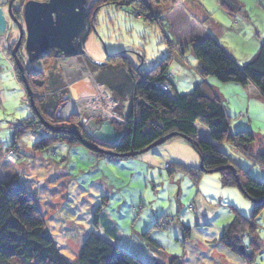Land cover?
Returning a JSON list of instances; mask_svg holds the SVG:
<instances>
[{"label": "rangeland", "instance_id": "374dc122", "mask_svg": "<svg viewBox=\"0 0 264 264\" xmlns=\"http://www.w3.org/2000/svg\"><path fill=\"white\" fill-rule=\"evenodd\" d=\"M25 1L21 0V7ZM148 1L151 9L160 14L159 19L154 12L149 13L153 18L151 20L147 16L146 19L138 16L137 9L131 4L107 3L94 8L93 0H87L91 28L84 46L95 57H100L101 64L91 62L85 55L82 56L85 63L77 61V58H63L59 63H52L55 57L50 53L43 57L44 62L40 58L32 62L25 58L26 65L32 70L50 67L53 74L50 73L49 77L52 80L56 79L57 74H64L56 79L59 87L62 78L69 82L65 73L73 65L79 66L91 84V92L88 91L84 97L87 101L97 93L92 77H102L106 91L116 98L117 110L115 107L113 109L121 118L112 120V124L120 130L125 122L123 116L129 111L130 97L127 90L120 95L116 93L111 83H123L126 69L120 64L119 56L107 58V55L123 52L135 68L145 70L168 57L167 66L175 73L169 95L191 91L196 84L204 81L211 93L219 91L222 95L230 130L251 131L255 138L251 155L262 151L264 88L260 81L251 77L243 85L220 82L213 76L202 77L196 69L198 59L188 41L191 37L211 33L240 66H245L261 42L257 30L264 38V0L262 3L245 0L247 8L243 12L222 8L219 0H174L179 7L169 11L175 8L184 11L183 14L176 13L177 17H165L160 9L163 3ZM168 2L171 0L165 4ZM203 8L209 12L205 13L208 18L202 14L206 12L202 11ZM243 13L246 18L241 15ZM19 21L22 23L21 18ZM17 38L18 29L11 23L8 25L4 50L9 46L8 41L13 44ZM23 44L24 38L17 52L24 50ZM12 49L7 55L9 64L6 57H0V181L17 176L25 189L34 193L57 247L67 260L74 263L86 234L96 231L147 264H165L174 256L180 264H248L247 261L249 264H264V208L255 220V233L242 236V246L246 249L254 247L248 250V257H240L224 247L219 242L221 229L233 220L234 209L249 217L253 201L238 186L222 185L220 171H202L194 181L179 165L174 164L183 163L179 160L181 157H189L178 140L187 142L198 159L197 164L190 166L198 167L200 162V155L192 143L179 135L138 155L115 158L93 154L82 144L69 145L60 141L36 150L33 147L35 142L47 136L40 128L36 133L28 131L22 137L15 138L20 154L14 149V153H11L17 124L32 116L33 112L41 116L37 107H34L35 112L30 106V103L34 105V97L39 92L29 87L30 100L23 80L18 79V68L14 69ZM249 72L262 76L264 80L263 75ZM208 80H213L218 90H214L212 81ZM105 89L101 87L100 92ZM71 91L74 92L73 87L64 86L58 94L61 101L52 114L62 117L63 121L56 126H72L71 122L66 121L74 113L84 128L93 130L98 127L95 120L88 123L94 119L90 117L92 111L84 109L83 105L79 108L85 99L77 104L78 110L71 112L66 99ZM101 102L107 103V98ZM92 109L95 113L106 108H99L96 104ZM41 119L46 124L51 123L47 118ZM44 132L53 134L50 130ZM221 150L250 175L264 181V164L229 142H224ZM169 163L173 164L167 169ZM97 206L102 207L95 225L93 214ZM164 219L168 225H157V220L161 222ZM185 226L190 227L189 234H186ZM251 236H255L257 246L251 243Z\"/></svg>", "mask_w": 264, "mask_h": 264}, {"label": "trees", "instance_id": "16d2710c", "mask_svg": "<svg viewBox=\"0 0 264 264\" xmlns=\"http://www.w3.org/2000/svg\"><path fill=\"white\" fill-rule=\"evenodd\" d=\"M153 1L155 3H165L168 0ZM93 2L95 3L94 8L107 3L116 5L131 4L137 9L136 14L138 16H143L145 19L147 17L150 20L153 19L152 16H149V13L154 12V10L151 9L152 6L148 0H93ZM219 2L229 10L241 9L236 0H219ZM20 4L21 0H14L12 5L13 14L18 20L21 18ZM88 12L89 5L87 6L86 23L90 32L91 25ZM154 15L157 18L160 16L156 12H154ZM14 42L11 44L12 42L8 41L9 46L5 51L7 58ZM188 45L198 59V67L196 69L202 77L213 76L220 82H237L244 85L248 83L249 71L264 76V39H262L256 52L247 60L243 67L212 36L191 37ZM45 56L47 57L49 54L46 53L41 56L42 58L40 57L43 62V57ZM113 56H119L120 64L126 69V78L125 81H122L123 83H111V86L113 90L115 88V92L119 95L126 90L128 91L130 107L128 114L123 116L125 122L120 129L123 132L122 138L114 144L106 145L94 139L88 130L81 125L79 117L74 113L66 121L67 123L71 122L72 126H56L57 123L63 121L61 120L62 117L58 118L57 115L52 114V111L57 108L58 102L61 101L58 94L61 92L62 86L56 85L57 76L55 80H52L51 77L44 74L43 70H32L26 65L27 57L24 51H18L17 57L23 65L24 75L29 87L35 90L34 92H39L38 96L34 97V105L30 103V106L33 111L37 107L41 117L47 118L51 123L43 125L40 117L33 112L32 116L17 124L14 131V141L11 145L12 150L9 149L10 152L14 153V149L17 154L19 153L16 148L15 138L22 137L28 131L36 133V130L40 128L47 136L35 142L33 147L36 150L44 149L58 141L66 142L69 145H84L81 142V139H83L88 143L112 150L114 153H125L142 149L161 136L176 131L191 138L190 142L200 157H202L205 169L228 164L234 166L237 178L233 169H222L220 171L221 183L224 186H238L237 184L239 183L238 187L253 201V206L249 217L243 216L234 209L233 220L221 229L219 242L238 256L248 257V250L254 247L249 246L246 249L242 246V236L246 233L251 235L255 233V220L264 208V181L256 179L237 165L228 154L221 150L222 148H215L212 144L203 140V136L196 131L194 123L198 122L209 128V138L212 141L232 143L256 161L264 164V149L251 155V146L255 141L254 134L245 129H239L234 132L230 130L229 116L226 114L225 106L216 94L209 91L204 81L196 84L191 91L176 93L174 96L169 95L172 79H167L169 83L168 92L158 86L157 82L165 80V73L168 69V57L155 63L152 68L145 70L135 68L123 52L107 55V58ZM16 72L18 79H22L20 71L16 69ZM94 79L102 84L105 82L100 76H94ZM95 121H97V124L99 123V120ZM115 129L119 130L117 127ZM44 130L53 131V134L49 133V135ZM84 146L96 155H107L115 158L124 157L122 155L96 152L86 145ZM9 157L7 156V158ZM172 164H167V169ZM174 164L179 165L194 181H197L198 175L202 172L199 167L177 162H174ZM101 207L97 206L94 210L93 223L95 225L98 223V213L101 211ZM160 223L162 221L157 220V225L163 227L168 225L167 222ZM184 229L187 231L186 234H189L190 227L185 226ZM144 234L147 236V232ZM251 243L256 245L255 236L251 238ZM247 263L249 264V261ZM0 264L147 263L142 262L128 251L119 247L116 242L105 238L96 231H90L86 234L81 242L77 260L71 263L59 251L36 196L26 190L17 179V176H14L10 180L0 181ZM165 264L180 263L178 258L174 256L170 257Z\"/></svg>", "mask_w": 264, "mask_h": 264}, {"label": "water", "instance_id": "95a60500", "mask_svg": "<svg viewBox=\"0 0 264 264\" xmlns=\"http://www.w3.org/2000/svg\"><path fill=\"white\" fill-rule=\"evenodd\" d=\"M13 2L14 0H9L5 7L0 6V38H6L9 24L12 23L17 27L18 38L13 46L11 55L14 57L15 66L21 73L22 80L26 86L30 100H32L31 91L29 90V86L24 76L23 65L16 54L23 38V51L29 62L39 59L43 54L52 53L53 57L56 58H76L85 55L91 62L101 64L99 58L95 57L92 53L87 52L84 48V41L89 33L86 23L87 0H26L21 7L22 23L13 14ZM67 98L70 97L67 96L66 99ZM35 112L37 111L35 110ZM39 117L41 119V116ZM42 122L46 125L44 120H42ZM194 125L196 127V131L203 136V140L212 144V140L209 138V128L199 124L198 122H195ZM87 130L89 134L99 143L106 145L118 142L123 136V132L121 130H116L115 126L112 124V120L110 119H100L98 127L93 130ZM175 135H179L182 138L191 141V138L179 134L176 131H172L164 136H161L142 149L135 151L132 150L125 153H114L112 150L99 147L93 143H88L83 139H81V142L96 152L122 156H135L164 143ZM198 167L201 171L207 173L230 168L233 169L237 178L232 164L221 165L212 169H205L203 167V159L200 157ZM237 185L239 186V183Z\"/></svg>", "mask_w": 264, "mask_h": 264}, {"label": "crops", "instance_id": "0c3cea01", "mask_svg": "<svg viewBox=\"0 0 264 264\" xmlns=\"http://www.w3.org/2000/svg\"><path fill=\"white\" fill-rule=\"evenodd\" d=\"M237 2H238V4H239V6H240V8L241 9H236V10H230V11H237V12H243V11H246V5H247V3H246V1L245 0H236ZM256 1H258V2H260V3H262V1L263 0H256ZM7 2H8V0H0V6H2V7H5L6 6V4H7ZM173 7H179L178 5H177V3L176 2H174V0H171V2H168L167 4H165V3H163V6H162V8H160V9H162V11L164 12L163 14H164V16L166 17H177V14L176 13H181V14H183L184 13V11H183V9L182 8H175L172 12H170L169 10H172L173 9ZM222 8H224V9H227V8H225V7H223L222 6ZM154 9H156V8H154ZM206 10V12H200L199 11V13H202V14H204V15H206L205 13H209L208 11H207V8H203L202 9V11H205ZM155 12V11H154ZM242 16L244 15V13L243 14H241ZM206 17H207V15H206ZM243 17H245V16H243ZM208 18V17H207ZM246 18V17H245ZM257 32H258V39H259V42H260V40L262 41V39L261 38H263L262 37V33H260L258 30H257ZM206 35H210V36H212L214 39H216L217 40V42L220 44V41L214 36V35H212L211 33H209V34H207L206 33ZM264 39V38H263ZM259 44V43H258ZM221 45V44H220ZM222 46V45H221ZM4 47H5V39H2V38H0V57H3L4 59H5V57H6V55H5V50H4ZM222 47H224V46H222ZM84 48H85V46H84ZM224 49L227 51V53L233 58V59H235L234 57H233V55L228 51V49L226 48V47H224ZM85 50L87 51V52H90L88 49H86L85 48ZM7 58V57H6ZM64 59H71L72 57H63ZM63 58H56L55 57V59H53L52 60V63H54V62H57V63H59V62H61V60L63 59ZM78 60L77 61H83L84 63H85V60L82 58V56H79V57H76ZM83 60H82V59ZM100 58V57H99ZM8 59V58H7ZM61 59V60H60ZM75 59V58H74ZM236 60V59H235ZM100 62H101V60H100ZM236 62H237V60H236ZM10 62H9V60H8V64H9ZM51 63V64H52ZM102 63V62H101ZM73 65V64H72ZM52 66V65H51ZM71 66V65H70ZM241 67H243V66H241ZM43 72H44V74L47 76H50V73H51V70H50V67H48V68H46V69H44L43 70ZM56 73V72H55ZM75 74V75H74ZM63 75L64 74H59V76H61V77H63ZM65 75L67 76V78L69 79V82L67 81V82H65V80H63V78H62V80H61V86L62 87H64V86H68V88H70V87H72L73 86V88H74V92H72V93H70L69 95H70V98H67L68 99V103H69V107L68 108H72V110H71V112H74V111H76V110H78V109H76V107H77V104H79L83 99H85L84 97H85V92L89 89V88H91V87H89V85H91L89 82H88V79L85 77V75L81 72V70H80V68H79V66H76V65H73L72 66V68H70V70H68L66 73H65ZM248 75H249V79L251 78V77H253L254 79H256V80H259L260 82H259V84L262 86V88H264V82H263V78H262V76H255L254 74H251V72H248ZM58 75H57V77H59ZM65 77V76H64ZM72 77V79H70ZM209 81H212V83L211 84H213V85H211V86H213V88H214V90H218V88H217V86L214 84V82H213V80H208V82ZM218 81V80H217ZM248 82H249V80H248ZM215 92V94L217 95V97L222 101L223 100V97H222V95L219 93V91H214ZM66 97V96H65ZM81 99V100H80ZM66 106V105H65ZM63 108H66V107H63ZM62 108V109H63ZM80 108V107H79ZM171 139V138H170ZM178 142H179V145H181L182 147H184V149L188 152V154H189V157L188 158H184V159H182L183 157H181V156H179V157H181V158H179V160H181V162H183V163H185V165L186 164H189V166L190 165H195V164H197V163H195V162H197L198 161V159H197V157H196V155L194 154V152H192V150H191V148L189 147V145L187 144V142H182L181 140H178ZM212 142V144H213V146L215 147V148H222L223 147V143L224 142H216V141H211ZM195 149V148H194ZM177 163H179V162H177ZM182 163V164H183Z\"/></svg>", "mask_w": 264, "mask_h": 264}, {"label": "built area", "instance_id": "2783aa9c", "mask_svg": "<svg viewBox=\"0 0 264 264\" xmlns=\"http://www.w3.org/2000/svg\"><path fill=\"white\" fill-rule=\"evenodd\" d=\"M174 74H175L174 70H170L168 68L166 73H165V80L162 81V82H157L156 84L158 86H160L163 90L168 92L169 91V83L167 82V79H170V80L173 79L174 78ZM85 77H86V75H85ZM92 82L97 86V93L94 94V97L91 98V100L87 101L85 99L84 100V104L81 103L79 105V107L81 108V105H83L84 109L88 108L89 110H91L92 111V115L90 114L91 115L90 117H92V116L94 117V119H92V120H100V119H111V120L112 119H116V120H119L121 117H119L118 114L116 112H114V109H113L114 107L116 108V106H117V101L115 100V98L112 95H110V93L108 92V96L106 98H107V103H109V104H107L105 102H101L103 100L100 98V95L98 94V92H99L98 85H100L104 89H105V87H104L103 84L95 82L94 79L92 80ZM101 103H103V104H101ZM96 104L99 105V108H106V109L105 110L101 109L100 112H95L94 113V110L92 108H93V105H96ZM84 105H86V107ZM108 111H111L110 114L108 113ZM92 120H90V121H92ZM162 222L165 223L167 221H166V219H164Z\"/></svg>", "mask_w": 264, "mask_h": 264}, {"label": "bare ground", "instance_id": "6f19581e", "mask_svg": "<svg viewBox=\"0 0 264 264\" xmlns=\"http://www.w3.org/2000/svg\"><path fill=\"white\" fill-rule=\"evenodd\" d=\"M99 88V92H98V94L100 95V98L103 100L105 97H107L108 96V92L106 91V90H104L103 92H100V89H101V87H98ZM89 89H91V88H89ZM87 90L86 92H85V94L88 92V91H90L91 92V90ZM95 93V92H94ZM92 94H93V92H92ZM87 95V94H86ZM85 95V96H86ZM81 100V99H80ZM95 107V106H94Z\"/></svg>", "mask_w": 264, "mask_h": 264}, {"label": "clouds", "instance_id": "9594fccd", "mask_svg": "<svg viewBox=\"0 0 264 264\" xmlns=\"http://www.w3.org/2000/svg\"><path fill=\"white\" fill-rule=\"evenodd\" d=\"M49 54H50V53H49ZM92 78H93V77H92ZM93 79H94V78H93ZM94 81L97 82L95 79H94ZM100 84H102V83H100ZM109 92H110V91H109ZM110 94H111V93H110ZM110 120H111V119H110ZM112 120H114V119H112ZM115 120H116V119H115ZM89 122H91V121H89ZM89 122H88V123H89Z\"/></svg>", "mask_w": 264, "mask_h": 264}]
</instances>
